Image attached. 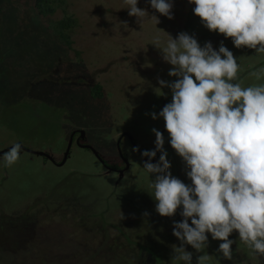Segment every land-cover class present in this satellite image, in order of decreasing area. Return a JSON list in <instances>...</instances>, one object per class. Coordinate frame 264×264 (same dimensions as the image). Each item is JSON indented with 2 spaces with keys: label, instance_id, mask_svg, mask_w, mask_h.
<instances>
[{
  "label": "rangeland",
  "instance_id": "1",
  "mask_svg": "<svg viewBox=\"0 0 264 264\" xmlns=\"http://www.w3.org/2000/svg\"><path fill=\"white\" fill-rule=\"evenodd\" d=\"M35 1L0 0V151L18 143L48 154L58 163L75 130H82L86 143L109 162L117 161L115 141L122 133H128L144 149H152L156 139L152 129L165 128L159 113L172 99L171 89H161L158 80L170 83L176 79L169 76L173 66L152 44L159 38L161 46L166 45L168 34L175 39L186 32L201 47L210 42L217 51L223 42L240 65L235 82L243 86L264 83V78L258 81L250 75L264 68V54L246 47L237 49L232 39L206 29L188 0H172L171 20L155 12L150 0H139L137 6L149 13L141 23L129 15L124 0H66L51 15H39ZM64 17L77 22L66 32L71 47L54 33L55 24ZM95 85L102 89L100 99L90 94ZM153 113L158 117L155 120ZM167 136L164 149L172 165L170 171L191 185L168 132ZM124 145L132 165L122 179L105 172L91 151L74 141L63 166L22 152L8 167L0 157V216L16 218L28 212L42 216L54 211L53 221L47 218L44 226L53 225L55 233H66L71 221L69 217L61 219V207L67 202L70 206L78 203L94 218L104 220L105 239L115 237L120 226L132 239H136V228H141L143 233L136 232L140 237L136 240L170 241L169 253L160 245L162 255L156 260L157 264H172V246H180V241L171 237L172 226L159 222L156 201L150 195L155 176L143 169L144 163L129 150L125 138L120 143L123 154ZM138 196L144 201L129 199ZM80 234L94 245L102 238L95 236L94 230ZM4 238L0 236V253H10ZM229 239L234 241L230 260L218 251L221 241L213 240L211 234L201 252L185 247L193 254L192 264L205 253L210 256L207 264H264V256L242 244L238 233ZM145 264H156L155 258L146 255Z\"/></svg>",
  "mask_w": 264,
  "mask_h": 264
},
{
  "label": "clouds",
  "instance_id": "2",
  "mask_svg": "<svg viewBox=\"0 0 264 264\" xmlns=\"http://www.w3.org/2000/svg\"><path fill=\"white\" fill-rule=\"evenodd\" d=\"M139 0H124L130 16L149 15L140 9ZM203 26L233 41L237 49L249 48L264 54V0H188ZM151 8L173 19L172 0H150ZM151 19L160 23L156 15ZM162 31V30H161ZM166 45L153 42L162 59L172 65L169 76L158 83L170 88L171 102L159 117L165 122L169 143L186 166L187 185L174 177L164 149V135L153 128L155 150L144 151L148 159L143 169L155 176L150 194L161 217H174L182 208L183 220L174 222L173 235L180 246L173 245L172 264H192L190 245L198 253L208 246V235L221 241L218 251L232 258L233 240L254 254L264 256V83L243 86L237 81L240 65L234 54L221 42L218 51L210 42L201 47L186 32L178 38L169 35ZM264 78V68L250 74ZM160 90V89H157ZM152 118L157 119L155 113ZM21 146L15 144L3 159L15 164ZM133 151H139L138 148ZM160 152L158 163L151 161ZM147 215V213L145 214ZM191 221V224H189ZM210 256L197 257V264H207Z\"/></svg>",
  "mask_w": 264,
  "mask_h": 264
},
{
  "label": "trees",
  "instance_id": "3",
  "mask_svg": "<svg viewBox=\"0 0 264 264\" xmlns=\"http://www.w3.org/2000/svg\"><path fill=\"white\" fill-rule=\"evenodd\" d=\"M65 1L36 0L35 7L39 15H51L64 6ZM76 24L74 18L64 17L54 26V33L67 47L71 44L66 32ZM90 94L94 99L102 98L101 87L93 86ZM61 210V219L69 217L71 221V230L66 233H55L53 225L44 226L47 218L53 221L54 211L42 216L32 212L16 218L0 216V236H5L3 241L10 245V253H0V264H145L144 253H160L159 243L136 240L140 238L136 232L143 233L141 228L134 232L136 239H132L120 226L115 237L109 239L106 236L105 239L107 228L100 216L94 218L89 209L78 203L70 206L67 202ZM90 230H94L95 236L102 237L95 245L93 240L80 234ZM157 255L159 258L162 254Z\"/></svg>",
  "mask_w": 264,
  "mask_h": 264
},
{
  "label": "flooded vegetation",
  "instance_id": "4",
  "mask_svg": "<svg viewBox=\"0 0 264 264\" xmlns=\"http://www.w3.org/2000/svg\"><path fill=\"white\" fill-rule=\"evenodd\" d=\"M164 129H162L160 132H162ZM75 131H78V130H75ZM73 132V131H72ZM71 132V133H72ZM71 133H70V135H71ZM163 133V135H164V141H168V136L166 137V134H167V131H164V132H162ZM123 134H127L128 136H124L123 138H125L126 139V141L128 142V144H129V146H130V148L131 149H129V150H132L133 151V149H136V148H138L139 149V151H133L138 157H139V159L144 163L148 158L147 157H144L143 156V152L144 151H152V150H155V141H154V144H153V147H152V149L150 148V149H144L143 147H142V145L141 144H139L132 136H130L128 133H122L121 135H123ZM69 135V136H70ZM77 135V136H76ZM120 135V136H121ZM76 136V137H75ZM120 136H119V138L118 139H116V141H115V149H116V153H117V161H115V162H109V161H105V159H103V158H101L102 159V162L103 163H101L97 158V160L100 162V164L102 165V168L104 169V171L105 172H108V173H115L117 176H118V178H120V179H122L123 178V176H124V174L131 168V165H132V163L130 164L129 163V161H128V159H127V152H128V150H127V148H126V146L124 145V147H123V149L125 150V154H123L122 153V151H121V148H120V143H121V140L123 139V138H120ZM75 137V138H74ZM156 140V139H155ZM74 141V144L76 145V146H78V147H80V146H83V145H88L87 143H86V140L85 141H81L80 139H79V133L78 132H76L74 135H73V137H72V142ZM164 147H165V144H164ZM83 149V148H82ZM90 151V150H89ZM119 151H120V153H119ZM160 155H161V153L160 152H157V159H156V161L155 162H153V161H151L152 163H156L157 161H158V159H159V157H160ZM50 156V155H49ZM100 156V155H99ZM51 157V156H50ZM63 159V158H62ZM68 159V158H67ZM54 160V159H53ZM46 161L47 162H50L49 160H47L46 159ZM54 162H55V160H54ZM50 163H52V162H50ZM59 163V162H58ZM58 163H52V164H54V165H57ZM65 164V163H64ZM63 166V165H62ZM129 199H131V200H133L134 202H141V201H144V199L142 198V200H141V198L138 196L136 199H134V198H132V197H129ZM133 211H134V209H133ZM182 211V208L181 209H179L178 211H177V214L174 216V217H161L160 215L158 216L159 217V222L160 223H162V224H164V225H166V226H172V228H171V232H172V235H171V237H173L174 238V235H173V225H174V222H180V221H182L183 220V217L180 215V212ZM189 224H191V221H189ZM152 242V241H151ZM153 242H155V241H153ZM168 242H170V241H165V240H163V241H160V242H157V243H159L160 245H162L167 251H168V253H169V250H168V247H167V243ZM191 247V246H190ZM157 254H160V253H152V254H148V253H144V255L146 256V255H149V256H151L152 258H155V261H156V264H157V258H158V255Z\"/></svg>",
  "mask_w": 264,
  "mask_h": 264
},
{
  "label": "water",
  "instance_id": "5",
  "mask_svg": "<svg viewBox=\"0 0 264 264\" xmlns=\"http://www.w3.org/2000/svg\"><path fill=\"white\" fill-rule=\"evenodd\" d=\"M164 131H167L166 128H164V130H163L162 132H164ZM76 132L79 133V139H80L81 141H85V134H84V132H83L82 130L73 131V132L71 133V135L69 136L68 143H67V148H66V151H65V153H64V155H63V159L57 164V166H62V165H64V163L66 162V160H67V158H68V155H69V152H70L71 145H72V137H73V135H74ZM124 136H128V135H127V134H123V135L120 136V138H123ZM19 145L21 146L20 154H21L22 152H26V153H29V154H31V155H35V156L42 157L45 161H46V159H47V160H49L50 162L55 163L54 160H53V158L50 157L48 154H45V153H43V152H35V151H31V150H29V149L23 147V145H21V144H19ZM12 147H13V146H12ZM12 147H9V148L4 149L3 151H0V157H3L4 154L7 153V152L9 151V149H11ZM80 148L90 150L91 153H92V154H93V155H94V156H95V157H96L101 163H103L101 157L99 156V154H98V153H97V152H96L91 146H89V145H83V146H80ZM119 153H120V151H119ZM156 159H157V154H156V158H155L154 160H152V161L155 162Z\"/></svg>",
  "mask_w": 264,
  "mask_h": 264
}]
</instances>
